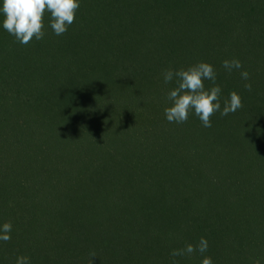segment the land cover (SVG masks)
Returning <instances> with one entry per match:
<instances>
[{
    "label": "trees",
    "instance_id": "1",
    "mask_svg": "<svg viewBox=\"0 0 264 264\" xmlns=\"http://www.w3.org/2000/svg\"><path fill=\"white\" fill-rule=\"evenodd\" d=\"M3 19L0 264H264V0H80L27 45ZM199 62L243 107L170 123L163 74Z\"/></svg>",
    "mask_w": 264,
    "mask_h": 264
},
{
    "label": "clouds",
    "instance_id": "2",
    "mask_svg": "<svg viewBox=\"0 0 264 264\" xmlns=\"http://www.w3.org/2000/svg\"><path fill=\"white\" fill-rule=\"evenodd\" d=\"M80 7V0H2L0 13L4 19L3 28L13 35L21 44L27 45L33 39L41 40L45 36L44 16L50 13V27L57 36L67 32L68 27L75 22L76 13ZM223 67L231 73L233 69H242V62L238 59L223 61ZM243 80L249 79L246 70L240 72ZM177 78V86L170 90L167 99L170 106L164 109L166 119L170 123H185L189 114L199 117L204 127H211V117L220 111L222 116L234 113L243 107L242 98L236 92L230 93V98L224 101L221 111V86L216 84V71L207 62H199L187 69L181 68L177 71L171 69L163 74L164 82L170 83L173 78ZM212 81L211 88H205V81ZM245 89L251 91L252 84L245 83ZM12 223L4 222L0 225V241L11 240ZM208 240L201 237L198 244H187L182 249H173L172 257L192 255L199 252L203 255L208 250ZM91 258L95 257V252L90 253ZM16 264H31L30 257L21 255L17 257ZM201 264H213L211 257L204 256ZM254 264H261L260 259H256Z\"/></svg>",
    "mask_w": 264,
    "mask_h": 264
}]
</instances>
